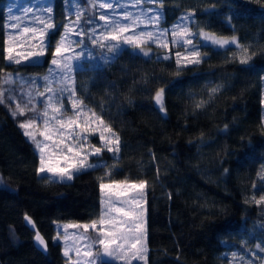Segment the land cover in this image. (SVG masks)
<instances>
[{
    "label": "trees",
    "instance_id": "trees-1",
    "mask_svg": "<svg viewBox=\"0 0 264 264\" xmlns=\"http://www.w3.org/2000/svg\"><path fill=\"white\" fill-rule=\"evenodd\" d=\"M155 1L160 26L189 12L196 34L206 30L238 46L213 48L197 37L200 62L185 66L168 41L167 48L143 44L142 52L124 45L113 55L89 40L96 14L88 0H78L86 49L70 62L73 94L112 129L119 147L102 150L103 164L71 180L50 181L37 173L36 140L20 124H41L44 101L25 90L50 70L69 0H52L55 29L43 60L16 65L5 60L7 0H0V264H65L57 224L98 221L106 181L146 182L145 264H226L231 248H264V202L256 203L264 197V0ZM161 90L163 112L155 103ZM89 142L98 146L96 134ZM25 215L47 239L46 254L35 248Z\"/></svg>",
    "mask_w": 264,
    "mask_h": 264
},
{
    "label": "rangeland",
    "instance_id": "rangeland-1",
    "mask_svg": "<svg viewBox=\"0 0 264 264\" xmlns=\"http://www.w3.org/2000/svg\"><path fill=\"white\" fill-rule=\"evenodd\" d=\"M89 3L93 6V9L95 11L96 17L95 21L93 22L94 26L91 28H88V35L90 41L100 42L102 45L110 46L113 43V41H107L103 39V35L106 33L107 30H110L113 27H116V25L124 26V25H130L133 27H136L137 23H139V27L136 28L137 32L143 31L148 32L151 31L154 34L157 35V38L160 43L168 41L171 45V47L177 48L174 52V58L176 60V63L179 61V65L185 66L187 61L184 59L185 56H187L189 53L186 51L187 48H190L191 46L184 45L182 40L177 37V43L173 44V36L172 32L175 29L176 31H180L183 28H187L190 33H192V36L189 38L193 39L194 44L197 48V41H195V38H199L203 42H208L213 48L220 47L218 44H213L211 39L205 40L200 33L204 32L209 37L215 38V39H226L229 41L228 45H231V41L233 39L229 37H221L219 35H213L209 31L206 30H199L198 34H196L195 30H192L190 28V23H192V17L189 14V12H184L182 15L177 18V21L175 23H172L169 27H163L160 26L161 24V14L156 6L155 0H142L146 2V8L141 7L142 1L138 0H88ZM101 2L111 3V8L103 9L99 7V4ZM78 0H69V8L68 12L70 14L69 18L64 22L63 29L60 33V38L57 40V44L61 41L63 38L65 40V44L67 45V51L63 53L62 57H57L56 59L58 62L60 61H67L68 57H73L76 54H78L79 50L82 48H85V46H81V26L76 23L77 21V13H80V9L78 8ZM5 8L6 10V42H5V48L11 49L10 52H5V60L7 62L13 63L16 65L17 63L13 61H9L6 59L8 55H11L14 58H19L21 60V63L25 64L26 62H37L42 61L43 56L40 57H32V58H25L24 54L28 51H34L35 48L32 47V44H34L36 41L33 40L31 33H24L23 28H36V29H43L47 35L44 37L46 41V45L48 47V34L55 29L54 23H53V10L49 14L47 9H52V0H7ZM9 8H11V12H9ZM160 14L158 21H152L150 17L154 16L155 14ZM106 15L109 19V24L106 25L104 21L99 20L100 15ZM80 16V15H79ZM127 16V19H124V17ZM9 17H12L13 19L10 20ZM37 17H40L41 19L45 20L47 23H52L53 27L51 29H47L44 27V24H41L39 20H37ZM190 18V19H189ZM15 23L18 25L17 28L13 29L10 27V24ZM72 25L74 31L73 32H67L66 26ZM131 33H124L123 35H130ZM162 34V35H160ZM37 39H39V33H37ZM156 42H148V44L152 45ZM159 44V43H157ZM126 44L121 43L120 47H123ZM57 46V45H56ZM56 46H52V60H53V52L55 51ZM131 47L130 45H127ZM225 45L224 47H226ZM232 46H238V44H232ZM45 48V53L47 52L48 48ZM86 49V48H85ZM137 49V51L142 52L141 49ZM144 49V48H142ZM151 49V48H149ZM160 49V48H159ZM17 53H20L19 56H17ZM179 54V55H178ZM168 56V55H167ZM165 56V57H167ZM51 60V61H52ZM75 59H72L70 62H72ZM50 61L49 71L46 75L38 76L37 78H32L31 82L26 86L27 96L33 95L35 98V101L39 103V100L44 101V103L41 105L40 111H42L41 116V124L39 125V128H37L38 123L36 120H31L33 122V127L25 128L26 132L32 133L35 136L36 142H40L41 144L46 143L42 137L39 136V132L44 129V120L50 119L54 113L52 112V107L60 108L61 109V118L67 119L69 117L75 116V112L73 110V104H76V111H83L84 115L91 117L92 114L88 113V111L82 109L77 104V99L75 98L73 94L72 89V81L73 78L71 76V72L69 70H64V72H61L59 68H57L56 65H53ZM194 64V63H191ZM58 72H61L60 75H57ZM12 78H18L20 81H23L27 83L29 80L25 79L24 77H21L19 74L13 75L8 74L7 79ZM262 82H261V90H262V96H261V116L262 121H264V74L262 75ZM41 84V85H39ZM49 98L51 100L49 101ZM45 113H47V116H45ZM84 117L82 116L81 119ZM26 123V122H25ZM99 123V121H97ZM27 124V123H26ZM106 136H111V133H105ZM32 138V136L28 135ZM29 138V139H31ZM96 138L99 141L97 147H101L102 150H107L106 147H104L101 144V141L99 139V132L96 133ZM33 140V138H32ZM34 141V140H33ZM35 142V141H34ZM49 143V151L52 150L54 146ZM115 147V145H112ZM91 151V149H89ZM39 153V151H38ZM111 153H115L111 152ZM93 159V160H91ZM88 163L93 165H99L103 164L100 159H98V155H90L88 158ZM40 164V160H39ZM40 167V166H39ZM38 167V168H39ZM89 168V167H86ZM93 168V167H90ZM85 169V168H84ZM82 169V170H84ZM41 176H44L46 179L53 181V180H60L65 181L67 179H60L59 177H53L51 174L48 173H41L39 174ZM74 175V174H73ZM123 181H117V183H120ZM141 181H138L136 183H139ZM104 184H112V181H106L102 182ZM127 184L134 183L133 181H127ZM120 189L114 188V189H105L102 193L100 190V214L102 212H106L109 203L111 202L114 206H119L118 201L120 200H127L129 198H134L137 196V194H140V208L138 209L141 213L140 219L143 223V229H144V215H146L145 212V201H144V194H146V190L144 189L141 193V190L139 189H131L127 188L126 191L129 193L128 196H112V192H119ZM103 201V203H102ZM111 216H115V213H108ZM101 216V215H100ZM99 216V218H100ZM99 220V219H98ZM92 222L82 223L79 221L72 222V221H66L64 223L60 222L57 224V235L56 237H59L62 245L64 247L63 254L65 251L68 252V255L65 256L66 258L65 264H88L90 260H97V259H106L108 261L116 262V264H125L123 260L115 259L112 257H108L104 255V249L102 246L99 245L98 240L101 238L99 235V224H97L96 229L89 228L87 231H85L83 228H65V225H72V224H91ZM145 229L143 231V235L141 237L142 242L144 243V235H145ZM243 241V239H241ZM240 242V241H239ZM241 244V243H240ZM146 246V244L144 243ZM88 250L92 252L91 257H85L83 255L84 251ZM259 250V251H258ZM145 256L146 254V247L145 252L143 254L142 258L139 259H132L131 264L137 263V264H145ZM258 264H264V248H259L257 250L253 249H246L245 251H242L237 248H231L229 254L227 255V262L226 264H254L255 263V257H257ZM220 261L223 263V260L220 259Z\"/></svg>",
    "mask_w": 264,
    "mask_h": 264
},
{
    "label": "snow or ice",
    "instance_id": "snow-or-ice-1",
    "mask_svg": "<svg viewBox=\"0 0 264 264\" xmlns=\"http://www.w3.org/2000/svg\"><path fill=\"white\" fill-rule=\"evenodd\" d=\"M111 3L101 2L99 4L100 8L107 9L111 8ZM50 14L52 9H47ZM11 12V8H9ZM128 17L125 16L124 19ZM12 20V17H9ZM152 21H158L159 14H155L150 17ZM190 19V18H189ZM37 20L41 24H44V27L51 29L53 27L52 23H47L45 20L37 17ZM99 20L104 21L106 25L109 24V19L106 15H100ZM79 23V13H77V21ZM91 23V21H89ZM10 27L13 29L17 28L18 25L15 23L10 24ZM139 27L137 23L136 27L130 25H116V27L107 30L103 35V39L107 41H113L116 43L108 46V51L115 55L119 51L120 44H126L133 46L138 49H142V45L148 42L159 43L160 47L167 48V42L160 43L157 35L151 31L148 32H137L136 28ZM67 32H73V26H66ZM24 33H31L33 40L36 42L32 44V47L36 50L28 51L24 54L25 58L40 57L45 55V48L47 47L44 37L47 33L43 29L36 28H23ZM131 33L130 35H123L124 33ZM37 33H39V39H37ZM162 35V34H160ZM200 35L205 39H211L213 44H218L221 48L229 44V41L226 39H215L209 37L206 33L201 32ZM173 40L172 43H177V37H179L184 45L191 46L187 48L186 51L189 53L184 59L187 63H199L200 52L197 50L196 45L193 42L192 33L188 31L185 27L180 31L175 29L172 32ZM7 43V42H6ZM232 44H236V40L231 41ZM11 49L5 48V52H10ZM67 51V45L65 40L62 38L61 41L57 44L55 51L53 52V60L51 63L56 65L57 68L64 72V70H71L70 61L72 59H78L79 57H68L67 61H60L56 59L57 57H62L63 53ZM246 51V50H244ZM20 53H17L19 56ZM144 55H148V52H144ZM179 55V54H178ZM9 61H13L17 64L21 63L19 58H14L11 55L6 57ZM167 59V57H165ZM245 60H242L241 63H245ZM179 63V61H178ZM61 72H58L57 75H60ZM51 98H49V101ZM155 102L159 105V110L161 112L165 111L164 109V98L163 90L157 91L155 94ZM73 110L75 116L69 117L67 119L61 118V109L52 107V112L54 115L50 119L44 120V129L39 132V136L43 138L46 142L41 144L36 142V148L39 151L40 155V167L37 169V173H48L53 177H59L60 179L71 180L73 178L74 172L80 171L86 167H96V165L89 164L88 158L90 155H99L102 151L101 147H94L89 142V136L94 135L99 132V139L101 144L107 148L109 152H114L118 150L119 141L115 137V134L112 133V129L104 125V122L99 117H96L93 113L91 117L84 115L83 111H76V104H73ZM23 110L20 111V115H23ZM47 116V113H45ZM84 117L81 119V117ZM99 121V123H97ZM21 128H30L33 127V122L29 121L27 124L21 123ZM105 133H111V136H106ZM26 135L32 136L35 141V136L32 133L26 132ZM52 146L51 151H49V143ZM112 145H115L113 147ZM91 149V151H89ZM146 187V182L141 181L139 183L127 184L126 182H113L112 184H100V190L103 193L105 189H120L119 192H112V196H128L129 193L126 191L127 188L139 189L142 191ZM264 202V197L261 200H257L256 203L260 204ZM103 203V201H102ZM119 206H114L111 202L108 205L107 211L102 212L98 221L93 220L89 224H72L65 225V228H83L87 231L90 227L94 230L99 224V235L100 239L98 243L104 249V255L112 257L115 259H120L125 262V264H131L132 259H139L143 257L145 252V245L141 240L143 235V223L140 219L141 213L138 210L140 208V194L138 193L136 197L129 198L127 200L118 201ZM108 213H115V216H111ZM24 219L31 224V219L26 215ZM35 240L38 242V245H43L46 248V241L41 237L37 232L35 235ZM65 256L68 255V252L65 251ZM83 255L85 257H91L92 252L85 250ZM88 264H96V260H90Z\"/></svg>",
    "mask_w": 264,
    "mask_h": 264
},
{
    "label": "water",
    "instance_id": "water-1",
    "mask_svg": "<svg viewBox=\"0 0 264 264\" xmlns=\"http://www.w3.org/2000/svg\"><path fill=\"white\" fill-rule=\"evenodd\" d=\"M156 103V102H155ZM157 105V104H156ZM158 107H160L159 105H157ZM26 216V215H25ZM24 216V217H25ZM28 216V215H27ZM29 217V216H28ZM30 219H31V217H29ZM31 221H32V219H31ZM25 224L29 227V228H31L32 229V232L34 233V236H33V238H34V241H33V244H34V246H35V248H38L41 252H43V254H46L47 253V250H48V248H47V239H45V238H43V236H42V234L38 231V228L35 226V223H33V221H32V223L31 224H29L26 220H25ZM39 233L40 235H41V237L46 241V248H45V246H43V245H38V242H36V240H35V235H36V233Z\"/></svg>",
    "mask_w": 264,
    "mask_h": 264
}]
</instances>
